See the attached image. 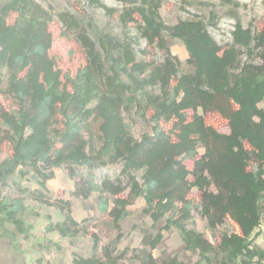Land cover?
<instances>
[{"label":"trees","instance_id":"obj_1","mask_svg":"<svg viewBox=\"0 0 264 264\" xmlns=\"http://www.w3.org/2000/svg\"><path fill=\"white\" fill-rule=\"evenodd\" d=\"M115 1L120 6L87 0L115 16L120 33L59 13L66 27L78 31L83 62L74 74L63 72L50 55L52 10L36 0L0 4V93L15 104L0 109V151L6 153L0 158V213L26 231L23 200L2 196L6 181L24 174L25 166L46 191L55 168L75 177L77 167L85 166L72 196L87 201L97 193L98 209L118 230L142 197L154 221L175 215L166 227L179 230L186 249L208 260L220 256L221 264H264V250L251 238L256 229L264 231V22L252 29L238 21L233 42L223 46L208 30L214 17L168 24L160 12L163 0ZM166 36L184 43L188 71L181 70ZM140 38L164 48L162 60L140 59ZM135 117L151 123L140 137L128 122ZM186 160H193L191 169ZM116 163L118 177L96 180L93 169ZM194 189L198 200L190 197ZM38 199L63 217L48 231L67 238L87 233L73 216L71 199L48 200L42 192ZM195 210L212 233L227 224L229 229L211 242L188 226ZM90 234L96 248L98 235ZM161 237L142 240V264H157L147 247L156 248ZM114 242L75 263L127 264Z\"/></svg>","mask_w":264,"mask_h":264},{"label":"rangeland","instance_id":"obj_2","mask_svg":"<svg viewBox=\"0 0 264 264\" xmlns=\"http://www.w3.org/2000/svg\"><path fill=\"white\" fill-rule=\"evenodd\" d=\"M4 0H0V4ZM43 6L52 10L54 21L52 24L53 41L50 55L56 65L63 72L74 74L83 62L82 49L76 40L75 29L66 27L60 20L59 13L68 12L81 17L85 23L92 22L94 26L109 27L120 33L122 28L115 16L109 15L106 9L90 5L87 0H36ZM108 6L118 7L120 4L115 0H103ZM161 15L165 23L174 24L179 18L201 17L206 21L214 17L215 24L208 26V30L216 41L225 46L233 42V30L238 21L244 27L256 29L264 22V0H163ZM131 33L136 34V28L130 25ZM165 43L171 52L181 60V70L188 71L186 63L188 52L184 43L179 39L165 37ZM138 57L145 60H162L165 49L157 43L149 44L146 39L140 38L137 47ZM140 50H144L143 54ZM73 52V53H72ZM264 108V103L260 104ZM15 104L11 97L0 93V109H14ZM131 131L136 137L150 130L151 123L135 117L128 120ZM228 132L227 127L220 129ZM203 148H199L201 153ZM6 153L0 151V158ZM188 168L193 167V160H186ZM120 164H109L93 169L95 178L100 182L104 177L116 178L120 175ZM25 173H15L2 187V196L8 201L21 198L25 210L20 214L24 222L25 232L18 230L10 221H7L0 213V264H76L75 259L81 256L88 257L94 253L101 254V247L112 242L116 244L117 253L121 254L127 264H142V240L147 235L152 239L161 235L159 245L147 250L151 252L157 264H167L176 258L179 264H221L220 256L210 255L211 260L201 256L198 251L185 248L179 230L169 224V218L174 214H166L154 221L150 213L146 211V203L142 197L129 207L130 214L121 221V230L112 223L111 217L103 213L97 206V193H93L87 201L73 197L71 191L74 183L81 176L87 174L85 166L77 167V175L70 177L62 169L55 168V177L47 181L48 190L42 189L38 175L31 166L24 167ZM45 193L48 200L64 198L72 200V213L79 222L80 227L85 228L87 233L81 232L76 237L67 238L57 231L46 229L50 222L63 219L59 210L39 201L40 194ZM123 195V194H122ZM190 197L198 200L197 191L194 189ZM112 205V202H111ZM188 226L201 232L205 238L215 242L221 230L229 229V225L220 230L211 232L206 218L197 210L193 212ZM98 235V246L94 248V237ZM256 248L264 250L263 228L256 229L251 235Z\"/></svg>","mask_w":264,"mask_h":264}]
</instances>
